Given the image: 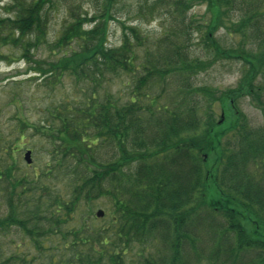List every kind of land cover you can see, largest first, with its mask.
Masks as SVG:
<instances>
[{"label":"trees","instance_id":"trees-1","mask_svg":"<svg viewBox=\"0 0 264 264\" xmlns=\"http://www.w3.org/2000/svg\"><path fill=\"white\" fill-rule=\"evenodd\" d=\"M9 1L0 17L4 43L22 48L23 60L34 63L29 53L45 36L46 5L54 2ZM63 1L70 23L51 45L58 59L47 67L35 62L28 77L52 85L67 73L92 87L82 103L55 108L48 126L37 128L52 135L53 174L64 177L66 192L51 191L45 173L20 170L13 146L0 145V196L7 204L0 235L17 227L43 256L8 257L0 244V264H264V126L249 128L242 112L221 126L212 94L209 111L202 112L195 98L208 95L190 85L191 76L202 57L229 48L208 29L205 55L191 54L192 34L202 28L187 16L195 0L136 2L139 21H163L154 44L116 16L117 0H93L91 17L76 0ZM202 1L230 34L252 42L242 59L255 60L264 81V0ZM112 21L122 23L119 46L109 45ZM120 74L136 83L121 106L98 92ZM250 80L243 78L237 91ZM249 84L248 91L261 96L263 83ZM219 99L224 106L225 96ZM101 198L112 204L109 225L98 230L77 223L80 204Z\"/></svg>","mask_w":264,"mask_h":264},{"label":"rangeland","instance_id":"rangeland-1","mask_svg":"<svg viewBox=\"0 0 264 264\" xmlns=\"http://www.w3.org/2000/svg\"><path fill=\"white\" fill-rule=\"evenodd\" d=\"M54 4L50 6L47 2L46 9L48 23L46 32L40 44L35 49L34 53L30 51V59L42 66H48L52 61L58 59V54H53L51 45L62 34L63 28L70 23L68 3L63 0H52ZM118 12L116 16L121 20H126L128 24L137 25L141 32L147 35L150 44H154L160 37L164 24L161 18L156 20H141L135 17L136 2L138 0H117ZM9 0L0 2V17L4 14V5ZM80 6V11L89 14V17L94 13L95 3L93 0H76ZM189 18L196 19L200 28L198 32H193L190 43V51L193 55H205V49L208 46V29L212 30L211 36L217 39L222 47L229 48L228 51L220 50L217 55L205 56L204 64L197 70L189 81L190 85L198 88L206 95H197L195 99L201 104L202 112H208L210 106L211 94L216 97L213 103L216 110V120L221 126H228L227 123L234 119L233 112L239 114L242 112L246 119L249 128L258 129L264 126V111L258 106V100L264 102V90L261 96L257 93L248 91L249 85H261L263 81L262 74L257 69L255 60L242 59L243 50H249L252 42L242 40L241 36L230 34L226 27H223V22L218 18L217 14L210 10L206 3L202 0H195L193 6L188 11ZM238 13L233 12L231 19L235 20ZM230 21V19H229ZM234 24V21H231ZM229 22V23H231ZM227 21V25L229 24ZM85 26H90L86 24ZM204 27V28H203ZM122 23L120 21H112L109 29V45L119 46L122 42ZM9 35V33H8ZM205 36V38H204ZM4 30L0 32V145L12 147L15 153L14 158L19 161L20 170L27 173L37 171L39 175L45 176V182L51 191L55 193L66 192L67 182L64 177H56L54 165L51 164L54 141L51 142V137L46 133L40 132L37 128L48 126L47 120L50 118L51 111L55 108L62 110L65 106L78 105L82 103V99L88 88L92 86L87 82H77L70 74L65 73L61 79L52 84H45L43 79L29 78L30 65L23 60L24 51L22 48H16L15 45L10 46L9 42L4 43ZM26 44V43H25ZM143 50H140L142 53ZM251 57V56H250ZM35 76L34 74H32ZM251 78L246 84L247 89L237 91L240 82L243 78ZM253 82V83H252ZM136 83L127 74L115 75L108 82H104L103 86L98 89L101 96L109 95L115 102L121 106L128 103L134 95ZM246 88V87H245ZM171 92V91H170ZM225 96V104L221 105L220 97ZM163 101L166 103L167 98L165 93L162 95ZM226 107L229 112H225ZM232 110V111H230ZM222 120L223 124L220 122ZM224 120L226 123H224ZM43 131H45L43 129ZM46 132V131H45ZM225 135L222 141H226L228 136ZM32 150L33 163L28 165L24 160L26 150ZM6 157H4L5 159ZM3 159V160H4ZM10 159V158H9ZM7 164V160L4 161ZM17 167V165H16ZM21 171V172H23ZM44 178V177H43ZM42 179V178H41ZM44 182V180H42ZM65 181V182H64ZM44 182V183H45ZM45 183V184H46ZM6 199L0 196V216L6 212ZM112 209V204L106 199H99L90 204L81 203L77 209L75 216L77 223L84 221V224L90 225L94 229H103L109 225V213ZM103 211L104 216L98 217L96 213ZM76 224V223H75ZM80 225V224H79ZM56 243L59 240L54 238ZM0 244L5 255L10 257H43L41 252L35 248L32 242L22 233L17 227H10L7 233L0 235ZM19 245V247H17ZM55 246L56 244H52ZM138 249V248H137ZM47 257V253H45ZM20 259V258H19ZM18 259V261H19ZM135 259V257H134ZM40 260H33V264H47ZM20 264V262H18Z\"/></svg>","mask_w":264,"mask_h":264},{"label":"water","instance_id":"water-1","mask_svg":"<svg viewBox=\"0 0 264 264\" xmlns=\"http://www.w3.org/2000/svg\"><path fill=\"white\" fill-rule=\"evenodd\" d=\"M32 154H33V151L30 150V149H28V150L25 152L24 160H25V162H26L27 164H32V163H33ZM96 215H97L98 217H102V216H104V212L100 210V211H98V212L96 213Z\"/></svg>","mask_w":264,"mask_h":264}]
</instances>
